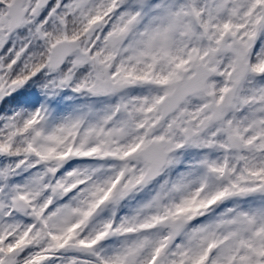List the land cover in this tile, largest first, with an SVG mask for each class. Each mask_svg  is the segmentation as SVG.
I'll return each instance as SVG.
<instances>
[{
	"label": "snow or ice",
	"instance_id": "1",
	"mask_svg": "<svg viewBox=\"0 0 264 264\" xmlns=\"http://www.w3.org/2000/svg\"><path fill=\"white\" fill-rule=\"evenodd\" d=\"M0 264H264V0H0Z\"/></svg>",
	"mask_w": 264,
	"mask_h": 264
}]
</instances>
